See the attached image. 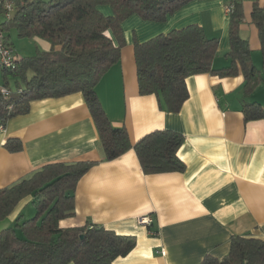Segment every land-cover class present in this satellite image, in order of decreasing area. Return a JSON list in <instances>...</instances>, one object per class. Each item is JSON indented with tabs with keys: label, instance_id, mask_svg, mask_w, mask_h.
<instances>
[{
	"label": "crops",
	"instance_id": "0c3cea01",
	"mask_svg": "<svg viewBox=\"0 0 264 264\" xmlns=\"http://www.w3.org/2000/svg\"><path fill=\"white\" fill-rule=\"evenodd\" d=\"M243 22L239 34L246 39L252 62L262 80L244 98L241 74L219 78L200 74L186 79L188 99L181 110H160L154 96L138 94L134 44L158 35L199 25L208 38L219 41L213 69L227 67L229 0H195L153 23L131 16L121 24L125 45L120 61L100 79L96 92L114 127H124L134 145L156 130L183 136L178 158L182 173L146 176L133 150L102 162L103 152L92 117L80 93L57 99L33 101L25 115L10 119L0 132V189L26 178L52 163L98 162L78 182L74 192L75 216L59 222L60 228L81 227L86 222L120 236L132 237L134 249L112 264H200L206 256L222 259L229 253L232 236L264 240V120L245 123L243 102L264 110V71L260 43L250 14L254 3L242 0ZM99 11L109 16L110 8ZM3 23V20H0ZM47 52L40 39L27 41L32 52ZM110 35V34H109ZM29 50L27 52H29ZM1 76V70H0ZM13 81H9L13 88ZM8 139L21 142L20 152L4 148ZM32 197L22 200L12 214L0 221V231L34 215ZM149 216L151 224H137Z\"/></svg>",
	"mask_w": 264,
	"mask_h": 264
},
{
	"label": "trees",
	"instance_id": "16d2710c",
	"mask_svg": "<svg viewBox=\"0 0 264 264\" xmlns=\"http://www.w3.org/2000/svg\"><path fill=\"white\" fill-rule=\"evenodd\" d=\"M195 0H13L14 12L1 27L15 30L19 39L37 38L50 50L15 60L13 68L0 69V126L30 110L33 101L57 99L80 93L92 117L103 152L102 162L113 161L133 150L146 176L182 173L177 152L183 136L156 130L134 145L124 127H114L96 92L100 79L120 61L125 45L121 24L131 16L164 23L168 16ZM202 1V0H199ZM242 0H229V50L227 67L215 70L213 61L219 41L208 38L199 25L158 35L134 44L138 94L154 96L160 110L176 114L188 99L186 79L200 74L219 78H244L243 95L249 98L262 80L252 62L248 41L239 34L243 22ZM110 8L109 16L99 8ZM251 23L260 43L264 71V5H252ZM110 34V35H109ZM8 37L5 35L6 42ZM9 44V43H8ZM11 46V44H9ZM13 81V90L9 86ZM244 122L264 120L255 102H243ZM4 148L20 152L22 144L8 139ZM98 162L47 164L26 178L0 189V221L18 204L32 197L34 215L0 231V264H112L135 247L132 237L120 236L86 222L81 227L60 228L59 222L75 216L74 192L80 179ZM200 264H264V240L232 236L229 253L222 259L206 256Z\"/></svg>",
	"mask_w": 264,
	"mask_h": 264
},
{
	"label": "built area",
	"instance_id": "2783aa9c",
	"mask_svg": "<svg viewBox=\"0 0 264 264\" xmlns=\"http://www.w3.org/2000/svg\"><path fill=\"white\" fill-rule=\"evenodd\" d=\"M232 10V6H226L225 12L229 14ZM14 12L13 0H0V20L3 22H8L11 20ZM2 22L0 21V69L13 68L14 62L16 60V55L13 48L6 42L5 32L1 27ZM0 94L4 99L9 97V92L1 87ZM4 128L0 126V132H3ZM151 219L149 216H141L137 219V224L142 226H149L151 224Z\"/></svg>",
	"mask_w": 264,
	"mask_h": 264
},
{
	"label": "rangeland",
	"instance_id": "374dc122",
	"mask_svg": "<svg viewBox=\"0 0 264 264\" xmlns=\"http://www.w3.org/2000/svg\"><path fill=\"white\" fill-rule=\"evenodd\" d=\"M11 40H12V42H14V46H15V48H16V52H18V55L20 56V54L22 55V56H25V55H27V54H30V53H32L29 49V47L27 46L28 44H27V39H19V38H17V35H16V33H15V30H12L11 31ZM29 50V52H27Z\"/></svg>",
	"mask_w": 264,
	"mask_h": 264
}]
</instances>
